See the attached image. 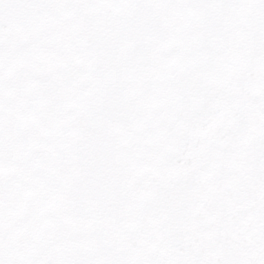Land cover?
Listing matches in <instances>:
<instances>
[{"label":"snow or ice","instance_id":"obj_1","mask_svg":"<svg viewBox=\"0 0 264 264\" xmlns=\"http://www.w3.org/2000/svg\"><path fill=\"white\" fill-rule=\"evenodd\" d=\"M0 264H264V0H0Z\"/></svg>","mask_w":264,"mask_h":264}]
</instances>
